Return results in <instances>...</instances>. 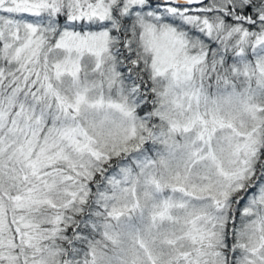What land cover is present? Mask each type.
Wrapping results in <instances>:
<instances>
[{
    "label": "snow or ice",
    "instance_id": "1",
    "mask_svg": "<svg viewBox=\"0 0 264 264\" xmlns=\"http://www.w3.org/2000/svg\"><path fill=\"white\" fill-rule=\"evenodd\" d=\"M0 264H264V0H0Z\"/></svg>",
    "mask_w": 264,
    "mask_h": 264
}]
</instances>
